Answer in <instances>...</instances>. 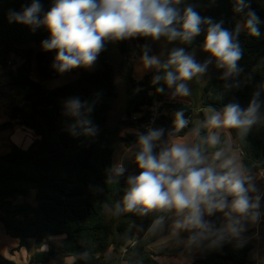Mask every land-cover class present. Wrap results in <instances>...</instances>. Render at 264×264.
I'll use <instances>...</instances> for the list:
<instances>
[{
    "label": "trees",
    "instance_id": "obj_1",
    "mask_svg": "<svg viewBox=\"0 0 264 264\" xmlns=\"http://www.w3.org/2000/svg\"><path fill=\"white\" fill-rule=\"evenodd\" d=\"M33 0H0V65L15 55L22 63L7 69L2 76L5 88L13 94L15 101L9 105L8 121L0 123V131L16 123L32 133L35 141L25 149L13 148L0 154V223L5 233L17 241L13 249L29 251L28 240H33L34 252L30 264H112L104 261L110 249L117 251L133 238L146 235L153 224L165 219L170 212L152 211L144 215L138 212L124 213L117 209L122 204L127 190L126 173L117 176L113 171L114 136L126 128L125 121L132 119L139 128L138 134L125 133L118 143L133 150L138 138L147 134L146 129L153 117L154 102H159L156 116L150 129H163L166 138H181L201 126L209 111L222 110L235 103L246 110L254 98L259 108L258 122L244 134L239 129L228 128L241 155V168L248 187L253 174L264 171V7L255 0H244L246 7L236 12V0H181V10L193 7L201 17L211 18L213 23L222 22V27L235 32L236 21L245 24L247 13L252 11L259 19V36H252L248 30L239 32L236 39L242 50L238 61L239 74L222 79L223 69L211 76L201 88L199 96L200 119L193 123L194 106L169 102L166 96L170 88L153 83L158 73L154 70L133 80L126 75L125 119L115 126H105L108 112L117 96L114 80L113 60L109 55L110 43L105 42L97 61L100 68L89 72L82 67L70 70L77 77L61 86L49 89L45 81L62 75L53 64L56 51H44L42 42L50 38L48 30L41 26L33 30L30 26L12 20V13L22 12ZM43 15L50 10L54 0H39ZM206 31L194 38L190 44H182L186 53L195 47H203ZM133 46L139 43L138 52L143 55L144 37H132L116 41V46L125 59ZM149 55H153L149 51ZM214 59V58H213ZM37 80L31 77V63ZM14 64V63H12ZM163 88L157 92V88ZM78 98L82 107L79 115L71 114L66 104ZM184 113L188 124L183 129L173 127L174 114ZM210 112V111H209ZM88 122V123H85ZM86 128L93 131L88 133ZM207 129L200 127L192 144L201 142L207 136ZM215 147L205 146V155L213 159L217 151L226 148L224 136ZM139 149L134 150V155ZM158 146L154 152H158ZM140 169L135 163V173ZM30 190L36 192L37 207L27 203L14 204L15 197H26ZM231 201V197H228ZM264 218V202L258 205ZM222 212H213L207 221V235L199 241H191L188 249L199 252L191 264H248L252 245L240 241L230 231L220 226ZM241 227H238L240 229ZM237 229V230H238ZM64 236L58 247L46 243L49 237ZM153 239H142L126 251L125 264H158L155 253L148 249ZM43 245L46 250H40ZM66 259H72L71 263ZM0 264H16L0 254ZM120 264V262L116 263Z\"/></svg>",
    "mask_w": 264,
    "mask_h": 264
},
{
    "label": "clouds",
    "instance_id": "obj_2",
    "mask_svg": "<svg viewBox=\"0 0 264 264\" xmlns=\"http://www.w3.org/2000/svg\"><path fill=\"white\" fill-rule=\"evenodd\" d=\"M180 3L181 0H54L41 18L42 5L39 0H33L30 6L22 12L12 13L10 18L33 30L41 26L48 30L50 38L42 42V48L56 51L53 67L60 73L93 66L106 41L140 36L153 40L165 37L169 42L178 40L190 44L206 31L203 50L215 59L217 68L224 70L222 79L238 75L242 50L236 37L240 25L235 32L229 31L222 27V22L213 23L211 18L201 17L191 6L181 13L177 7ZM244 7V0H236L234 11L240 12ZM258 24V17L249 11L244 27L250 35L259 36ZM141 60L146 69H155L158 73L153 83L162 81L167 88L174 89V97L188 95L187 82L203 75L209 63H198L193 54L186 53L182 47L174 48L162 60L158 55H149L145 46ZM162 91V87L157 88L158 93ZM256 95L258 93L254 94L246 110L235 103L220 111L210 109L211 115L193 129L194 134L199 135L200 127L239 129L245 134L258 122ZM66 107L71 114L79 115L82 104L78 98H73ZM187 124L184 113L177 111L173 127L179 130ZM85 131L91 133L93 129L86 128ZM163 134V129H149L147 134L139 136L135 163L140 172L128 178L122 204L117 205L119 211L140 215L171 211L182 218L176 228L203 233L208 227L203 221L205 214L224 212L227 208L230 213L245 216L257 207L250 201V189L245 186V178L231 158H224L221 150L215 152L209 162L205 146L215 147L220 143L214 132L201 137L200 143L166 142L154 152ZM113 171L119 176L125 169L117 165ZM228 197H231L230 202ZM229 231L232 235L237 234V229L231 225Z\"/></svg>",
    "mask_w": 264,
    "mask_h": 264
},
{
    "label": "rangeland",
    "instance_id": "obj_3",
    "mask_svg": "<svg viewBox=\"0 0 264 264\" xmlns=\"http://www.w3.org/2000/svg\"><path fill=\"white\" fill-rule=\"evenodd\" d=\"M255 2L264 7V0H255ZM237 25H240L239 32H246V28L244 27V23L241 20L236 21ZM137 38L139 36H136ZM145 44L149 51L153 55H158L162 60H165L168 54L174 48H181L182 44L180 41H172L169 42L165 37H161L159 40H153L151 37H144ZM110 43V51L109 55L113 60L114 66V80L116 84L117 96L113 100L111 104V108L108 112V117L105 122V126H115L118 124L120 120L125 119V106H126V75L130 74L133 80H139L143 75L154 71L151 68H145L143 66L142 60L138 47L133 46L130 42L131 50L128 52L127 57L124 59L117 48L116 41H106ZM191 54H193L194 58L198 63L203 64L205 61H209L207 64L206 71L203 75H198L194 77L192 80L188 81V87L190 92L188 95H178L173 96L172 93L174 89H171V92L167 96V101L175 102V103H183V104H192L194 106L193 113V123L197 125L200 119V109H199V96L201 95V88L205 84V82L213 75H215L219 68L216 66V61L213 59L209 53L203 50V47H195ZM100 67V64L96 60L94 65L88 68L83 67L84 70L92 72ZM31 77L34 80H37V76L34 69V63H31ZM77 77V74H67L64 72L60 77L52 80H48L44 82V85L49 88H55L61 86L65 83H68L74 80ZM15 99L13 98V94H11L5 88V79L0 75V123L8 121L9 114V105L13 103ZM205 116L211 115V112L203 109L202 110ZM133 118L123 122L125 127L124 129L119 130L114 136L115 149L113 154V168L117 165H122L125 169L124 173L130 176H137L135 173V157L134 154L129 152L122 143H118L119 136H122L125 133L138 134L140 132L139 128L135 127L132 122ZM142 129L149 130V126L147 128L142 126ZM211 132H214L218 137L220 135L224 136V142L226 143V148L223 149L224 158H231L237 168L241 171L242 176L245 177V173H243L241 168V155L237 148L235 141L231 138L228 128H219V129H207V135ZM193 131L187 133L184 137L181 138H166L161 143L157 144L158 149L163 147L165 143H189L192 144L194 140ZM35 141V137H33L32 133L25 130L22 126L14 123L12 127L3 131H0V154L5 153L13 148H28ZM138 147V144L136 146ZM208 156L209 162L212 160ZM219 163V161H217ZM249 188V197L251 202H255L257 207L254 210H251L245 216H239L235 213H230L229 209H225L224 212L220 215V226L223 231H228L229 226L238 229L237 234L235 235L240 241L247 242L252 245V250L248 256V264H264V218H262L258 211V205L261 202H264V171H259L253 174V179ZM36 192L35 190H30L26 197L17 196L13 200L14 204H23L27 203L30 206L36 208ZM230 202V200H228ZM255 216V219L252 217ZM209 218L208 214L203 216V221L207 225V220ZM182 219L178 217L174 212H169L167 217L152 227L150 233L146 234L144 239H153L148 249H153L154 251H181L184 252L188 256H198L200 253L193 252L188 249V244L191 241H199L206 237L207 230L203 233H200L198 230H188V229H178L175 227L176 223ZM55 237V236H53ZM52 239V240H51ZM160 240V241H158ZM46 243L52 244L55 247H58L59 243L57 238L49 237L46 240ZM158 243L157 246H152ZM8 246H13L11 253H14V246H17V241L8 236L2 224L0 223V253L6 252ZM30 250V249H29ZM111 250V249H110ZM112 255H114L112 253ZM160 260V259H159Z\"/></svg>",
    "mask_w": 264,
    "mask_h": 264
},
{
    "label": "crops",
    "instance_id": "obj_4",
    "mask_svg": "<svg viewBox=\"0 0 264 264\" xmlns=\"http://www.w3.org/2000/svg\"><path fill=\"white\" fill-rule=\"evenodd\" d=\"M99 68H97V69H99ZM167 96H166V100H167ZM194 138H195V135H194ZM136 146H137V144L135 146H133V150H129V152L131 154H134V150L135 149H139ZM134 157H135V155H134ZM157 223H155V224H157ZM155 224H153L152 227ZM152 227L148 230V232L146 234L150 233V231L152 230ZM52 238H57V241L60 244V241L64 238V236H55V237H52ZM158 241H160V240H158ZM28 244H29V249H30L29 251H26L24 248H22V249H20L18 251H14L13 250L14 253H11V251H12L11 247H13V246H8L7 249H6V252H4L2 254L0 253V254L2 256L6 257L7 259H10V260L14 261L16 264H30L29 263V259L31 257V253L34 252L33 240L29 239L28 240ZM157 245H158V243H156V244H154L152 246H157ZM14 247H16V246H14ZM46 249H47V246L43 245L40 250L44 251ZM149 250H151V251H153L155 253H162L161 255H158V256L154 257V259L156 260V262L158 264H191L193 259L196 257V256H194V257L193 256H188L184 252H181L179 250L178 251H172V252H168L169 250H166V251H154L153 249H149ZM109 252H111V250H109L108 253ZM193 254L194 255L196 254L195 251L193 252ZM66 262L71 263L72 259H66ZM120 264H125V263L121 262Z\"/></svg>",
    "mask_w": 264,
    "mask_h": 264
},
{
    "label": "built area",
    "instance_id": "obj_5",
    "mask_svg": "<svg viewBox=\"0 0 264 264\" xmlns=\"http://www.w3.org/2000/svg\"><path fill=\"white\" fill-rule=\"evenodd\" d=\"M134 46L138 47L140 46L139 43H136ZM14 63V64H12ZM22 63V59L18 56L15 55H11L7 60L4 66L0 65V75L3 74L8 68L9 69H13L15 70L16 67H18L20 64ZM67 74H70L71 71H67L65 72ZM64 74V73H62ZM160 106L159 102H154V108H153V117L150 119L149 124L147 126H149V129L154 121V117L156 116V109ZM147 126H145L147 128ZM145 235L143 236H139L137 234H134L133 238L130 239L129 241H127L124 245H122L117 251H114L111 249V252L107 253L105 256L104 261H112V264H116L118 262H122L124 254L126 253V251H128L129 249H131L132 247H134L139 240L144 239ZM112 253L114 255H112Z\"/></svg>",
    "mask_w": 264,
    "mask_h": 264
}]
</instances>
